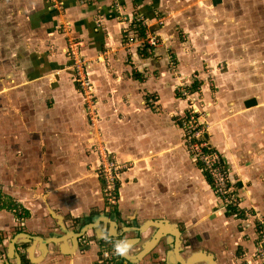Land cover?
Wrapping results in <instances>:
<instances>
[{
  "label": "crops",
  "instance_id": "crops-1",
  "mask_svg": "<svg viewBox=\"0 0 264 264\" xmlns=\"http://www.w3.org/2000/svg\"><path fill=\"white\" fill-rule=\"evenodd\" d=\"M114 1L127 7L129 25L113 13ZM139 18L162 47L135 43ZM71 42L89 60L99 134L127 166L114 206L90 150L97 134L73 79ZM189 74L201 76L192 85L208 142L243 205L263 213L264 0H0V192L12 207L0 209V264H98L112 250L108 233L113 245L133 239L125 254L111 251L121 264L172 263L170 235L180 238L172 264L198 252L216 264H252L253 221L220 209L182 147L187 106L174 75ZM60 225L67 234H55ZM19 233L33 237L31 254H22L25 238L10 250Z\"/></svg>",
  "mask_w": 264,
  "mask_h": 264
},
{
  "label": "built area",
  "instance_id": "built-area-1",
  "mask_svg": "<svg viewBox=\"0 0 264 264\" xmlns=\"http://www.w3.org/2000/svg\"><path fill=\"white\" fill-rule=\"evenodd\" d=\"M52 8L61 10L62 5L58 2H53ZM126 11L125 6H121L119 2L114 1L113 13L118 20L122 21V24L129 25L131 21L128 20ZM138 25L140 26L141 36H139V39L135 43L141 49L150 51L153 48L163 46L158 35L154 34L150 26L141 20V18H139ZM81 46L80 43L71 42L67 48V54L72 63L73 79L87 103L86 110L88 111L89 124L97 134L90 150L98 157V174L104 186V199L108 205L114 206L117 204L116 192L118 189L119 175L127 166L119 162L115 155L107 151L106 142L99 134L96 110L93 107L91 97L92 83L88 71L89 60L82 55ZM97 60L99 59L97 58ZM168 60L171 66L175 65L171 55H168ZM207 70L208 72L204 75L213 73L210 69ZM55 74L58 73L56 72ZM174 76L178 82L175 95L184 101L187 106L186 114L179 123V127L183 133L182 147L191 155L194 164L201 167L202 172L209 182L212 195L220 204V209L229 210L236 218L241 219L243 222L253 221L252 224H254L256 238L254 240L252 264H264V212H258L255 209L243 205V191L240 185L231 179V174L227 170L224 160L208 142L207 137L210 126L206 122L207 115L203 109L204 104L200 98H194L199 90H195L193 85L191 86L189 84L191 81H193L192 84L200 81L201 76L194 75L191 80L188 76ZM150 102H153L152 99ZM4 200L0 197V203ZM98 264L119 263L111 251L103 249Z\"/></svg>",
  "mask_w": 264,
  "mask_h": 264
},
{
  "label": "water",
  "instance_id": "water-1",
  "mask_svg": "<svg viewBox=\"0 0 264 264\" xmlns=\"http://www.w3.org/2000/svg\"><path fill=\"white\" fill-rule=\"evenodd\" d=\"M54 215V214H53ZM55 217V216H54ZM104 219H105V217H103ZM97 221V220H96ZM93 223H95V220L93 221V222H91V223H89V224H87V226L88 227H90L91 229L92 228H95V224H93ZM86 228L87 227H83L82 228V230H81V232L82 231H85L86 230ZM99 231V230H98ZM62 233V234H67V232H68V229L67 228H65V227H63L62 225H60V228H59V230H57V232H55V234L56 233ZM101 233H102V231H100ZM99 232V233H100ZM52 234V233H51ZM50 234V235H51ZM71 237L73 238V239H78V238H80L81 237V235H78V234H76L75 232H73V231H71ZM104 234V237H102V238H99V241H105L106 240V236H105V233H103ZM176 234H180V232L176 229ZM107 236H109V238H110V240H107L106 242L110 245V246H112V243H111V238H115L113 235H111L110 233H108V235ZM171 237H172V248H173V251H172V253H170L169 255L170 256H172V255H174L175 253H177V251H176V245H177V241H178V243L180 242V238H178L177 240H176V237H175V235H170ZM53 237V236H52ZM51 237V238H52ZM19 238H25V240L26 241H28L27 243L29 244V246L26 248H24L23 250V253L22 254H26L27 253V255L28 254H31V250L33 249L32 247H33V243H34V240H33V237H31V236H29V235H26V234H23V233H19L18 235H15L13 238H11V240H10V242H9V247H10V250H12L11 248V246H14V248H15V245H16V240L17 239H19ZM37 238H39V239H41L40 237H36V239ZM50 238V236L49 237H47L45 240H48ZM158 239V237H154L153 238V242L154 241H156ZM130 240H133V239H129L128 240V242H130ZM47 242H50V243H52V244H55L57 241H54V240H49V241H47ZM127 242V243H128ZM175 247V248H174ZM142 253V252H141ZM196 254H198V256H194V257H187L186 259H184V260H182V258H179V261H178V264H200V263H202V264H216V261H215V259H214V256L212 255V254H210V253H208V252H198V253H196ZM145 255V254H144ZM29 257V256H28ZM197 257V259H195ZM125 259H128L127 257H124ZM33 260V259H32ZM175 263V259H173L172 260V263ZM200 262V263H199ZM172 263H170L169 262V264H172Z\"/></svg>",
  "mask_w": 264,
  "mask_h": 264
},
{
  "label": "rangeland",
  "instance_id": "rangeland-1",
  "mask_svg": "<svg viewBox=\"0 0 264 264\" xmlns=\"http://www.w3.org/2000/svg\"><path fill=\"white\" fill-rule=\"evenodd\" d=\"M121 6H124L122 3L120 4ZM126 7V6H125ZM126 9H127V7H126ZM194 75H196V74H189L188 75V77H189V79L191 80V78H193V76ZM211 76H209V78H210ZM192 82L193 81H191V83H189L191 86H192ZM200 97V94H197L194 98H196V99H198ZM202 103H203V101H202ZM212 147V146H211ZM18 159L19 158H14V162H17L18 161ZM194 163V162H193ZM195 165V164H194ZM3 173V172H2ZM0 197L2 198V199H7V197H6V195H4L3 193H0ZM4 203L5 202H7V201H3ZM3 204V203H2ZM6 211H8V210H6ZM5 211V212H6ZM10 213V211L9 212H6V214H9ZM12 214V213H11ZM1 216V215H0ZM9 216V215H8ZM23 226H20V224L19 223H17V226H16V229H15V227H14V229L16 230L15 231V233H17V229H21ZM12 233H14V232H12ZM11 235H13V234H11ZM14 236V235H13ZM13 236H11V238L13 237ZM112 251V250H111Z\"/></svg>",
  "mask_w": 264,
  "mask_h": 264
},
{
  "label": "clouds",
  "instance_id": "clouds-1",
  "mask_svg": "<svg viewBox=\"0 0 264 264\" xmlns=\"http://www.w3.org/2000/svg\"><path fill=\"white\" fill-rule=\"evenodd\" d=\"M130 247V244L127 242H120L115 245V250L119 254H125Z\"/></svg>",
  "mask_w": 264,
  "mask_h": 264
},
{
  "label": "trees",
  "instance_id": "trees-1",
  "mask_svg": "<svg viewBox=\"0 0 264 264\" xmlns=\"http://www.w3.org/2000/svg\"><path fill=\"white\" fill-rule=\"evenodd\" d=\"M139 36H141V32L139 33ZM1 193V192H0ZM5 203H3L1 206H0V209H9L11 210L12 207H11V203L7 201V205L3 206ZM119 264H121V261L118 262Z\"/></svg>",
  "mask_w": 264,
  "mask_h": 264
},
{
  "label": "flooded vegetation",
  "instance_id": "flooded-vegetation-1",
  "mask_svg": "<svg viewBox=\"0 0 264 264\" xmlns=\"http://www.w3.org/2000/svg\"><path fill=\"white\" fill-rule=\"evenodd\" d=\"M111 243H112V246H111V247H112V252H113V247H115V245H113V244L115 243L114 240H112ZM114 254H115V253H114ZM113 256L116 258L115 255H113Z\"/></svg>",
  "mask_w": 264,
  "mask_h": 264
},
{
  "label": "bare ground",
  "instance_id": "bare-ground-1",
  "mask_svg": "<svg viewBox=\"0 0 264 264\" xmlns=\"http://www.w3.org/2000/svg\"><path fill=\"white\" fill-rule=\"evenodd\" d=\"M198 256V255H197ZM172 257H173V259H174V256L172 255ZM195 259H197V257L195 258Z\"/></svg>",
  "mask_w": 264,
  "mask_h": 264
}]
</instances>
